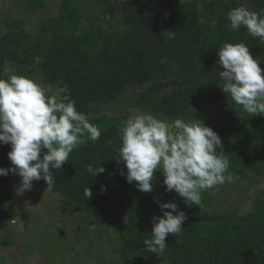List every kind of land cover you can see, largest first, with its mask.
Returning a JSON list of instances; mask_svg holds the SVG:
<instances>
[{"label":"trees","instance_id":"trees-1","mask_svg":"<svg viewBox=\"0 0 264 264\" xmlns=\"http://www.w3.org/2000/svg\"><path fill=\"white\" fill-rule=\"evenodd\" d=\"M33 2L34 8L43 5ZM100 3L105 18L90 0H63L58 14L37 31L13 20L0 35V67L8 62L18 75H38L46 86L66 87L76 109L101 132L96 142L83 136L85 143L68 162L52 170L51 191L61 195V210L78 213L84 224L117 228L118 251L126 263L264 264V186L245 214L217 209L213 189L201 193L200 207H188L176 192L158 195L154 176L152 191L141 192L121 175L126 167L115 158L124 117L108 109L127 92L141 89L130 105L172 120H202L221 138L224 153L217 154L229 160L230 172L264 179V116H250L223 93L219 71L224 69L216 63L217 49L225 42L245 43L253 58L264 62V44L244 28L231 30L227 19L230 9L243 5L259 11L264 0ZM10 150L0 144V167L11 166ZM88 164H100L105 172L94 177L85 171ZM13 177L11 172L0 176L4 221L5 208L18 199ZM87 186L92 191L88 200L83 195ZM168 202L176 203L187 219L181 232L166 237L168 246L158 256L144 251L143 241L150 238L153 216L163 215L159 204ZM2 240L8 245L11 238L6 234Z\"/></svg>","mask_w":264,"mask_h":264},{"label":"clouds","instance_id":"clouds-1","mask_svg":"<svg viewBox=\"0 0 264 264\" xmlns=\"http://www.w3.org/2000/svg\"><path fill=\"white\" fill-rule=\"evenodd\" d=\"M230 29L241 28L264 44V8L259 11L238 6L227 13ZM169 38L174 31H168ZM217 64L223 67L219 77L224 81L223 93L250 116H264V75L249 47L241 43L225 42L218 49ZM0 78V144L10 145L7 153L11 166L0 167V176L10 172L21 178L20 193L30 191L33 181L43 179L51 190L56 178L52 170H59L69 160L70 153L85 143L96 142L101 132L88 117L76 109L66 87L45 86L35 79L17 75L13 68H5ZM120 147L117 162L123 163L128 183H135L141 192L153 189L154 172L161 171L166 191H175L184 203L201 206V193L234 182L229 172L230 162L217 153H224L219 135L202 120L177 118L165 121L144 112L127 119L119 130ZM42 149H46L41 157ZM217 149H221L217 151ZM96 176L105 168L85 166ZM106 191V188L101 189ZM83 195L91 198L87 186ZM162 216H153L152 232L143 241L144 251L158 256L168 246L166 237L181 232L187 216L174 202L161 203ZM167 209V211H165Z\"/></svg>","mask_w":264,"mask_h":264},{"label":"rangeland","instance_id":"rangeland-1","mask_svg":"<svg viewBox=\"0 0 264 264\" xmlns=\"http://www.w3.org/2000/svg\"><path fill=\"white\" fill-rule=\"evenodd\" d=\"M40 1L43 5L34 8L33 0H0V35L9 29V23L13 20H22L26 29L37 31L45 20L58 14L63 0ZM82 1L84 0H80ZM90 1L97 8V12L101 13L100 1L103 0ZM101 16L105 18L102 13ZM258 63L263 74L264 62ZM11 67L10 63L4 62L0 67V78L7 79V76L3 75L4 69ZM15 73L18 75V71ZM25 77L43 84L38 75ZM139 91L141 89L127 92L108 109L111 113L122 115L124 123L134 115L144 112L153 114L135 104L130 105L134 103V92ZM155 116L165 121L172 120L159 114ZM44 152L45 149H42L41 157ZM233 175L238 179L231 183L226 182L211 191V195L215 197L214 205L223 211L234 208L240 214L248 213L252 211L254 201L264 186V179L255 175L248 177ZM163 179L161 171L154 172V185L158 192L156 193L158 195L175 193L174 190L166 191ZM42 180L33 181L30 191L20 193L18 188L21 178L14 174V189L18 199L5 208V220L9 224L0 219V264H138L126 263L120 256L117 228L84 224L78 213L62 211L61 195L46 190L47 187ZM6 234H9L11 241L10 244L3 245L2 239Z\"/></svg>","mask_w":264,"mask_h":264}]
</instances>
